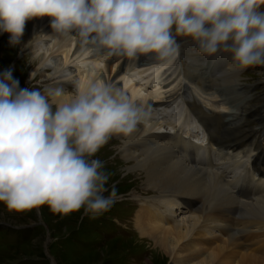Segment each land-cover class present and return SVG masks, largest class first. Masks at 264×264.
<instances>
[{"label":"clouds","instance_id":"1","mask_svg":"<svg viewBox=\"0 0 264 264\" xmlns=\"http://www.w3.org/2000/svg\"><path fill=\"white\" fill-rule=\"evenodd\" d=\"M49 16L58 36L87 50L129 59L168 60L177 37L201 55H230V67L264 65L262 0H0V34L21 44L26 21ZM148 116L122 89L100 78L41 91L21 88L12 66L0 72V202L10 211L47 205L54 214L95 217L115 202L96 157L113 136H128ZM108 192V195H104Z\"/></svg>","mask_w":264,"mask_h":264},{"label":"bare ground","instance_id":"2","mask_svg":"<svg viewBox=\"0 0 264 264\" xmlns=\"http://www.w3.org/2000/svg\"><path fill=\"white\" fill-rule=\"evenodd\" d=\"M51 19L43 16L26 21L17 45L33 53L32 68L37 65L38 69L32 81L41 77L48 86L56 80L57 85L52 83L47 89L61 87L69 92L66 83L73 86L77 79L100 78L122 89L148 113L133 133L117 135L122 158L133 163V172L144 174L145 187L159 193L138 196L140 207L134 222L140 236L155 244L164 261L174 264H264V258L245 244L246 239L264 237V156L257 164L253 146L235 143L244 132H251L254 138L264 136V111L256 115L249 102L241 105V98L236 104L237 100L217 91L211 98L219 99L222 110L231 112L221 113L218 122L212 121L213 111L202 107L188 91L186 79L179 82L176 74L181 54L192 68L196 66L200 53L193 50L195 44L190 41L178 43L177 53L168 60L151 53L135 59L104 57L83 48L79 38L53 33ZM9 35L0 34V40ZM217 54L213 62L222 69L220 76H213L214 82L229 80L247 98L251 86L240 83L241 71L227 67L228 54L221 58ZM204 66L209 79L214 69L208 61L199 69ZM260 67L264 70V65ZM174 75L178 87L171 80ZM251 113L262 129L245 126L246 114ZM206 142L205 147L197 144ZM259 144L264 150V143ZM244 164L246 180L241 182L235 170ZM157 197L171 200V205L155 202ZM179 211L193 216L179 221Z\"/></svg>","mask_w":264,"mask_h":264},{"label":"rangeland","instance_id":"3","mask_svg":"<svg viewBox=\"0 0 264 264\" xmlns=\"http://www.w3.org/2000/svg\"><path fill=\"white\" fill-rule=\"evenodd\" d=\"M262 6H264V0H262ZM70 38L78 37L72 35ZM176 39L181 45L186 41L195 44L190 38L178 36ZM8 40V36H3L0 40V72L6 67L12 66L13 77L19 80L21 88H37L44 91L48 86L57 85L58 81L55 80L56 82L48 83L47 86L41 77L32 81L34 73L38 69L37 65L32 68L33 53L27 49L21 50L18 46H10ZM192 48L196 49L197 45L195 44ZM218 55L221 58L225 53L219 52ZM207 57L199 54L196 66L192 68L190 60L186 57L182 58L181 54L176 74H179V82L186 79L188 91L199 101L201 106H205L206 110L213 111L214 117H210L212 121L218 122L221 113L231 112L222 110L219 99L213 101L211 97L217 91H222L223 96L231 101L237 100L236 104L242 99L241 105L249 102V106L252 107V111L256 115L258 112L264 111V97H262L264 96V70L263 67H260L261 65L241 71L240 83L251 86L250 92L246 94L248 97L245 98L242 90H237L234 83H229V80L214 82L213 76H220L222 67L213 62V56ZM207 61L214 69L212 74L210 73L209 79L205 77L206 67L204 66V69L200 70ZM225 62L231 63L229 54ZM227 67L231 69L230 66ZM171 80L174 81L173 85L178 87L177 76L174 75ZM66 84L69 87V92H73L74 85ZM259 106L262 108L258 109ZM245 118V126L248 129L257 131L263 128L255 119V114H246ZM219 133L220 131L217 134L219 135ZM248 138L250 140L246 143ZM260 141L264 143V136L254 138L251 132H244L235 143L245 144L248 147L253 146L255 162L258 164V161L264 156ZM120 144L117 136H113L94 157L103 162V170L109 174L106 187L109 191L115 187L117 192L114 204L102 215L95 217L84 215L83 209L68 215L54 214L47 205L10 211L0 202V264H174L168 259L164 261L162 256L157 253L159 250L154 248L155 244L149 239L141 237L135 228L134 219L136 211L140 207L138 196L143 198L159 193L144 186L143 173L132 171L133 163L129 164L122 158ZM239 168H243L245 173L239 174L236 171L238 168H235V172L238 174L239 180L243 182L246 180V165ZM104 195H108V192H105ZM155 202L171 205V200H164L162 197H157ZM181 212H177L179 221L193 216V214L188 215ZM245 244L250 247L251 251H257H255L256 256L264 258V237L256 240L246 239ZM256 245L258 246L255 248Z\"/></svg>","mask_w":264,"mask_h":264}]
</instances>
